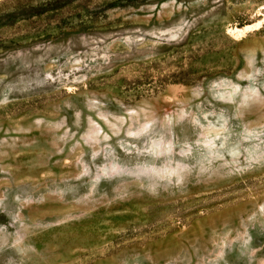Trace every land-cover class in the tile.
<instances>
[{"label": "rangeland", "instance_id": "374dc122", "mask_svg": "<svg viewBox=\"0 0 264 264\" xmlns=\"http://www.w3.org/2000/svg\"><path fill=\"white\" fill-rule=\"evenodd\" d=\"M0 264H264V0H0Z\"/></svg>", "mask_w": 264, "mask_h": 264}, {"label": "bare ground", "instance_id": "6f19581e", "mask_svg": "<svg viewBox=\"0 0 264 264\" xmlns=\"http://www.w3.org/2000/svg\"><path fill=\"white\" fill-rule=\"evenodd\" d=\"M259 24H261V20L253 25H247L245 27H242V28H237L235 29L237 31L238 34H241V33H244L245 31H249L253 28H255L256 26H258ZM234 31V30H233ZM235 31V32H236ZM242 35V34H241Z\"/></svg>", "mask_w": 264, "mask_h": 264}, {"label": "trees", "instance_id": "16d2710c", "mask_svg": "<svg viewBox=\"0 0 264 264\" xmlns=\"http://www.w3.org/2000/svg\"><path fill=\"white\" fill-rule=\"evenodd\" d=\"M171 83L173 84H185V81L179 80V79H173V81H171Z\"/></svg>", "mask_w": 264, "mask_h": 264}]
</instances>
